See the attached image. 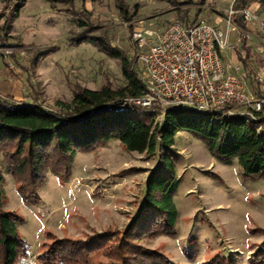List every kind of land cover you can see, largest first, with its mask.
<instances>
[{
    "label": "rangeland",
    "instance_id": "374dc122",
    "mask_svg": "<svg viewBox=\"0 0 264 264\" xmlns=\"http://www.w3.org/2000/svg\"><path fill=\"white\" fill-rule=\"evenodd\" d=\"M123 1L129 14L136 12L130 20L119 15L115 0L52 4L26 0L10 29L4 31L11 4L5 6L0 0V34L5 35L0 40V98L27 103L37 97L38 105L56 110V102H69L78 89L124 85L119 60L92 43L69 40L80 31V24L93 27L87 35H104L130 60L134 31H159L172 21L185 19L222 30L233 2L206 0L202 11L195 14V0L191 4L174 0L175 5L161 0ZM254 5L258 6L257 15L264 18V6H250ZM183 8H188L185 18ZM245 30L250 35L243 45L241 31H229L232 46L224 53L227 63L241 67L247 92L264 98V34L248 27ZM51 47H55L53 52L35 55ZM140 67L134 58L132 68L137 76ZM128 115L145 124L163 123L161 117L152 122L148 109L139 108ZM173 148L179 181L173 197L177 210L174 234L145 235L137 240L138 245L163 254L172 264H201L215 255L236 264H251L252 254L264 240L260 233L264 229V178H242L236 160L231 164L216 161L207 146L186 131L174 135ZM164 152L158 143L153 154L128 152L111 140L77 153L69 176L62 180L47 173L38 191L40 201L31 205L22 203L17 184L0 162L2 206L22 218L18 233L27 246L26 256L15 264H40L38 254L54 240H84L106 229L123 231L143 204L146 182ZM89 261L106 263L107 259L95 253Z\"/></svg>",
    "mask_w": 264,
    "mask_h": 264
},
{
    "label": "trees",
    "instance_id": "16d2710c",
    "mask_svg": "<svg viewBox=\"0 0 264 264\" xmlns=\"http://www.w3.org/2000/svg\"><path fill=\"white\" fill-rule=\"evenodd\" d=\"M11 4L10 14L4 22V31L10 29L11 21L26 0H1ZM55 1L70 0H47ZM94 1V0H90ZM119 15L130 20L123 0H115ZM166 1L175 5L174 0ZM192 3L191 0H187ZM206 0H195V14L204 8ZM187 3V2H186ZM264 0H233L232 10H242ZM190 9V8H189ZM134 11L137 6H134ZM188 8L181 11L186 17ZM185 19L184 21H186ZM233 22L243 31L241 17ZM87 24H80V31L69 40L73 43L89 42L98 49L120 61L124 85L98 90L78 89L69 102H56L57 109H45L31 102L13 103L10 98H0V162L17 184L22 203L31 205L40 201L38 191L47 173L64 180L69 176L77 153H86L111 140H117L128 152L153 154L157 143L165 150L159 163L146 182L145 197L134 218L123 231L106 229L84 240L59 239L45 245L38 254L40 264H172L163 254L138 245L137 240L148 235H173L177 210L173 197L178 183L175 176L174 135L186 131L202 141L211 157L223 164L236 160L242 178H264V109L254 112V118L219 113H199L189 106L180 105L166 111L161 125L145 124L128 115L139 108L96 112L108 103L125 97H137L144 91L143 82L132 68L135 56L130 60L116 50L102 34L87 35ZM0 34V40L4 39ZM241 44L245 43L242 36ZM3 43H0V46ZM55 50H40L35 55L49 54ZM1 55V54H0ZM151 115V114H150ZM153 122V117H152ZM3 176L0 170V264H15L27 253V246L18 233L22 218L3 209ZM264 235V229L260 230ZM112 237L113 240L110 241ZM101 253L106 263H90L89 258ZM92 255V256H91ZM187 255L190 254L187 252ZM251 264L264 263V240L252 254ZM201 264H236L234 260L220 255Z\"/></svg>",
    "mask_w": 264,
    "mask_h": 264
},
{
    "label": "built area",
    "instance_id": "2783aa9c",
    "mask_svg": "<svg viewBox=\"0 0 264 264\" xmlns=\"http://www.w3.org/2000/svg\"><path fill=\"white\" fill-rule=\"evenodd\" d=\"M257 7L230 8L222 30L202 21L175 20L159 31H134L133 56L141 66L144 91L140 96L108 103L96 112L143 108L157 119L169 109L187 105L199 113L254 118V112L264 109V98L247 92L241 67L227 63L224 52L232 46L229 31L240 30L239 37L244 38L250 35L233 22V17H241L245 28L264 34V18L257 15Z\"/></svg>",
    "mask_w": 264,
    "mask_h": 264
},
{
    "label": "water",
    "instance_id": "95a60500",
    "mask_svg": "<svg viewBox=\"0 0 264 264\" xmlns=\"http://www.w3.org/2000/svg\"><path fill=\"white\" fill-rule=\"evenodd\" d=\"M179 106H180V105H179ZM184 106H185V105H184ZM186 106H187V105H186ZM186 106H185V107H186Z\"/></svg>",
    "mask_w": 264,
    "mask_h": 264
}]
</instances>
